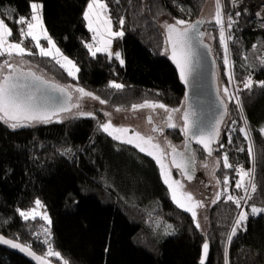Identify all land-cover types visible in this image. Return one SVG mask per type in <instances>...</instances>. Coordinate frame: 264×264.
Segmentation results:
<instances>
[{
  "label": "trees",
  "instance_id": "trees-1",
  "mask_svg": "<svg viewBox=\"0 0 264 264\" xmlns=\"http://www.w3.org/2000/svg\"><path fill=\"white\" fill-rule=\"evenodd\" d=\"M36 1L42 3L43 23L49 36L74 61L79 72L71 78L48 57H23L58 83L82 87L118 108L147 100L175 108L184 101L178 72L165 54L163 25L174 24L177 19L187 23L199 19L208 0H104L112 29L120 31L119 20L124 19V36L112 41L113 48L125 60L123 66L104 53L93 57L85 47L92 40L83 18L89 0ZM31 2L0 0V13L12 31L11 41H20L23 26L16 21L19 17L30 18ZM223 2L227 19H238L228 30L232 37L228 43L232 75L241 84L238 89L243 111L241 114L233 104L227 107L213 150L218 148L222 162L217 174L219 192L225 191L223 176L230 185L236 176L233 167H223L225 153L232 166L253 171L256 191L251 200L243 201V210L249 212L247 230L238 229L228 243L239 211L226 199L227 195L238 197L230 186L206 210L207 229L204 234L200 232L191 213L171 199L153 160L106 135L99 127L100 115L73 116L15 130L0 121L1 234L29 246L53 264H62V260L46 256L49 243L69 264H200L205 241L210 248L206 264H264V214H250L252 205L264 208V87L259 86L264 81V27L254 28L250 22L252 11L235 10L230 0ZM237 11L241 13L238 18ZM205 25L209 23L205 21L203 29ZM213 35L210 47L223 78L221 42L215 32ZM24 44L26 49L38 53L30 39H25ZM4 58L0 56V64ZM249 77L253 87L245 89L243 82ZM113 81L124 87H109ZM240 128L250 132L254 157L249 155V141ZM162 134L170 144L168 138L185 144L184 133L179 129L170 128ZM189 149H183L185 158L194 156L191 167L197 170L199 161L208 155L193 144ZM172 169L183 176L177 168ZM223 169L226 174H222ZM243 195L244 192L239 197ZM36 200H41L48 212L49 225L40 218L26 221L19 215L18 210L31 208ZM157 220L162 226L159 229ZM46 227L48 233L44 231ZM0 264L31 263L0 247Z\"/></svg>",
  "mask_w": 264,
  "mask_h": 264
},
{
  "label": "snow or ice",
  "instance_id": "snow-or-ice-1",
  "mask_svg": "<svg viewBox=\"0 0 264 264\" xmlns=\"http://www.w3.org/2000/svg\"><path fill=\"white\" fill-rule=\"evenodd\" d=\"M119 2V0H117ZM237 0H233V3H236ZM216 3V11L214 14L215 23L221 25L220 28V42L224 47V64L228 66L230 64L229 61V50L228 44L225 38V29H224V18L222 16L221 11V0H215ZM42 4L35 2L30 3L31 15L30 18L26 19L25 17H19L16 23L22 25L23 27L20 29V41L19 42H10L9 37L12 35L11 29L7 26L4 19H0V56L7 55L8 57L19 56L23 57L25 55H34L38 54L42 57H48L55 61L61 68L67 71L69 76L76 78V73L79 72V68L76 66L74 61L69 59L67 56H64L60 49L57 47L55 42L49 36L47 29L43 25L42 19ZM241 15L239 11L235 13V16L238 18ZM256 15L258 17L261 16V13L257 12ZM83 18L87 21V26L89 30L93 33V43H85V47L88 49L89 53L95 57L97 53H106L109 59L115 58L121 66L124 65L125 60L122 58V55L119 51L113 52L111 50L112 38L124 36V31L122 30L124 19L121 18L119 20V24L121 26L120 31L112 30L111 18L108 15V6L104 2V0H89L86 6V10L83 13ZM201 23L197 21L196 24H188L183 19H177L174 24H164L163 27L167 32V43L171 48V59L176 64V67L179 69L180 79L187 83L188 75L191 69V57H192V46L191 41L195 35H202L198 32L196 27L197 24ZM238 23V19L234 20L232 16H229L227 19V27L229 30L232 29L233 25ZM262 23H264V17H262ZM183 26V27H181ZM103 28V32L101 31ZM191 33V35H190ZM25 39H30L34 42L35 47L38 49V53H33L31 50L26 49L23 44ZM41 39L47 42V47L43 46L40 41ZM228 40L232 39L231 35L227 37ZM255 47V45H254ZM264 63V61H262ZM13 65L9 63L8 60H5L2 65H0V70L4 68L13 69ZM27 75L31 76L34 80L39 81L41 84L48 85L47 81H44L41 77L36 76L35 73L29 72ZM233 77L229 74V82L231 83ZM52 87L54 90L59 91L61 94L67 97L68 101H71L72 95L71 92L59 85H48ZM260 87H264V81L259 82ZM109 87L114 89H122L124 87L123 84L110 82ZM243 87L245 89H251L253 87V81L251 77H249L246 81L243 82ZM76 93L79 94L76 103H64L59 107H50L48 104L43 103L41 101V96L44 93L41 89L36 88L32 90L30 86L26 83H19L17 76L14 74L4 75L2 79H0V121H3L8 125L9 128L15 130L19 127H27L31 126L34 123H49L52 122L53 119H57L59 121L61 113H68L70 115H78V116H88L92 117L93 113L91 112H83L77 111L73 113V109L79 110L81 105L79 100L81 98L87 97L94 100H98L100 104L106 103L105 100L100 99V97L94 95V93L86 91L82 87H76L73 89ZM37 92H40V96L37 95ZM224 95L227 97L229 101H234L238 108L243 111V107L239 98V89H237L236 93H231L228 87L223 89ZM162 108L165 112L168 113L167 126L170 128H175L177 125L172 122L173 116L172 113L179 112L180 109H168L163 104H140L134 105L133 109L140 108ZM120 109H117L119 111ZM106 116H110V113H105ZM149 123H151V117L148 118ZM182 119L184 121L183 132L187 136L189 132H191L192 138H195L197 143L201 144L204 150L207 151L208 155L211 156L213 149L211 148V143L219 136V126L217 125L213 132L208 134V138H204V133L199 129L196 131H192V125L190 123V113L184 112L182 115ZM246 119V118H245ZM100 129L108 133V135L112 136L113 139L120 140L123 143H128L139 149L140 152L145 153L148 156H151L156 163L159 165L161 176L163 178V182L168 186L172 193L173 202L181 209L188 211L191 213L193 222L197 229L201 228V224L197 219L196 208L202 207V202L195 201L194 197L191 193L180 192L178 195V190L183 188V185L178 181L174 180L171 177V171L167 167L165 163V159L167 156H171V165L177 169H180L185 175L186 178L191 180L192 176L189 172L192 170V165L194 164V156L189 154V159L185 158L183 153H177V150L174 146L168 143V147L170 152H165V150L160 146L159 143L154 142V137L148 136L145 137L141 135L139 132H134L132 136H128L129 129L123 127H115L111 121L109 120L106 123H102L99 125ZM153 131H163L162 129L153 128ZM240 132H242L245 136V139L249 141L248 152L250 156H255V151L253 144L251 142L250 132L245 128H240ZM261 133H264V128L261 129ZM231 143V138L228 140ZM223 147V145H221ZM180 157L178 160L177 157ZM223 166L225 168L233 167L228 163V156L225 153L223 156ZM206 166V165H205ZM239 180L236 181L235 187L241 188L244 190V195L240 197H234L232 195H227L226 199L235 204V206L241 209L239 215L235 218L234 226L231 229V232L228 235V243H231L232 237L237 234V230L241 229L246 231V222L249 217V212L243 210V206L241 201L247 202L252 199V193L256 191V185L252 180L253 173L251 171H245L243 168L238 170ZM247 178V183H246ZM219 184L220 181L218 180ZM225 185V191L218 192L216 194V198L212 201L213 204L217 203L221 196L224 195L227 191L228 179L224 178L223 181ZM187 202V203H186ZM43 208V205L40 200L35 201V207L27 210L20 211L19 215L24 220L36 219L37 216H40L41 219L51 223L50 219L46 215V213L39 212V209ZM250 214L253 216L264 214V208L257 207L252 205L250 207ZM170 227V226H169ZM45 233L49 232V229H44ZM45 243H49L48 240L44 241ZM0 243L5 245H9L12 248L19 249L22 252H26L28 255L32 256L35 260H37L38 264H49V261L45 257L37 256L33 253L28 246L21 245L19 243H15L11 239H6L3 236H0ZM202 258L200 260V264H205V260L207 259L209 252V243L205 241L202 245ZM47 257L55 256L62 260V264H69L67 260H64L61 257L59 252H56L52 249L51 244L49 243L48 251L46 253ZM227 264V261H226Z\"/></svg>",
  "mask_w": 264,
  "mask_h": 264
},
{
  "label": "rangeland",
  "instance_id": "rangeland-1",
  "mask_svg": "<svg viewBox=\"0 0 264 264\" xmlns=\"http://www.w3.org/2000/svg\"><path fill=\"white\" fill-rule=\"evenodd\" d=\"M36 2L42 4L39 1H36ZM222 7H223L224 14H226V16H227L223 0H222ZM85 10H86V8H85ZM215 11H216L215 1L208 0L205 3V6H204V8L202 10L201 15L199 16V18H203V19H205L206 22L209 23V25H208L209 28H208V26L205 25L204 31L206 33V40L210 43L211 46L214 43L213 32L216 33V35H217V37L219 39V36H218V32L219 31L214 28V25H215V19H214ZM108 15H109V11H108ZM0 19H4V16L1 13H0ZM5 23H6V21H5ZM43 25H44V23H43ZM86 26H87V21H86ZM181 27H183V26H181ZM87 28H88V26H87ZM88 30H89V28H88ZM112 30L114 32L116 31L114 29H112ZM101 31L103 32V28H101ZM91 34H92V37H93V33L92 32H91ZM52 40H53V38H52ZM9 41L10 42H16V41H11L10 39H9ZM112 41H113V38H112ZM40 43L43 46H45V47L48 46L47 42L45 40H43V39H41ZM89 43H93V40L89 41ZM23 46L26 48L25 44H23ZM221 47H223L222 44H221ZM166 48H167V46H166ZM111 50L113 52L117 51V50H115L113 48V45H111ZM221 50H222V59H223L222 60V62H223L222 64H223L224 76H223V78H221V75L219 73V68L216 66L217 67V71H216V73H217L216 77L217 78H216V80H217V87H218L219 94L223 98L226 106L229 107V105H231V104L236 105V103L234 101H229L227 99V97L223 93V89L225 87H228L229 91L231 93H236L237 89L239 88V86L241 84L239 82H237L234 78L232 79L231 83L229 82V74H231V76L233 77L232 70H231L232 62L228 66H226L224 64V52H223L222 48H221ZM37 52H38V49H37ZM167 53H168V48L165 50V54H167ZM104 54H106V53H104ZM64 56H66V55H64ZM2 57H5V58L2 60V63L0 65H2L5 60H8L9 63H11L14 66H17L19 68H23V69H26V70H31L37 75L44 76L46 79L58 83V81L51 74H49L46 71L40 69V67H38L36 64L32 63L30 60L26 59L25 57H19V56H15V55L13 57H8L7 55L2 56ZM229 61H230V57H229ZM12 71H13V69H8V68H4V69L0 70V79H2L5 74L12 73ZM76 75H77V73H76ZM70 77L72 78V76H70ZM116 83H119V82H116ZM63 86L68 88L69 91L71 92V95L73 96L70 102L71 103H76L77 102V98L79 97V94L76 93L75 91H73V89L76 88L77 86H75L73 84H67V83L64 84ZM100 99H102V98H100ZM79 103L81 105V108L79 110L73 109V113H76L77 111H83V112H91V113H93V116H100L101 115L102 116V120H101L100 124L106 123V122H108L110 120L111 123L115 127L128 128L130 130L129 133H128L129 137L132 136L134 132H139L141 135H143L145 137L152 136V137H154V142L155 143H159L160 146L165 150V152H169L167 139L164 137L162 132H160V131L154 132L152 130L153 123L152 122L149 123L148 120H147L149 117H151L155 121V123L158 124V125H161L162 128H163V131H165L167 129H170V127L167 126V124H168V121H167L168 113L165 112L164 109L159 108V107H157V108L145 107V108H140V109H136V110L133 109L134 105H140V104H144V103L159 105V104H162V103L153 102V101H148L147 100V101H143L141 103H137V104L131 105L128 108L127 107L126 108H118V107L110 105L107 101L104 104H100L98 100H94V99L87 98V97L81 98L79 100ZM167 108L168 109H177V108L180 109L179 112L172 113V116H173L172 122L177 125L175 128H172V129H179V131L182 133L183 132V127H184L183 126V122L184 121L182 119V115L184 113V108H185L184 101L180 105L176 106L175 108H169V107H167ZM117 109H120V110L117 111ZM238 109H239L240 113L242 114V111L240 110V108H238ZM105 113H110L111 115L110 116H106ZM75 116H78V115H75ZM70 117H73V115H70L68 113H61L59 121L68 119ZM53 121L59 122L55 118L53 119ZM262 128H264V126ZM105 134L108 135V133H105ZM261 134L264 137V133H261ZM108 136L113 139L112 136H110V135H108ZM168 139L172 142V144L174 143L173 145L175 147H177V148L184 149L186 147L185 144L182 143V141L177 142L174 139L171 140L172 138H168ZM113 140H115L117 143H119L121 145H127V146L132 147L138 153H142V152L139 151V149H137L136 147H134L131 144L123 143L120 140H116V139H113ZM217 150H218V148L216 147L215 150H213L211 156H209V155L205 156L201 161H199V163L197 165L198 166L197 169L199 170V172H200L199 168H201L202 169L201 171L204 173V181L206 182L205 183L206 184V191L203 188L200 187L199 183L198 184L195 183V179H193L194 177L191 180H188V179L184 178V176H181L180 174L176 175L174 173L172 167H171V164H170V161H169V156H167V158L165 159V163H166L167 167L171 171L172 179L178 180L183 185V188L178 190V195L180 194V192L191 193L192 196L194 197L195 201L202 202L203 206L202 207H198L195 210L197 212V219L199 220V222L201 224V228L199 230L203 234L205 233V231L207 229V216H206L205 212H206V210L209 207H211L213 205L212 201L216 198V194L219 192V185L217 183V181H218L217 174H218V170H219V167L221 166L222 162L219 159V155L217 154ZM142 154L146 155L145 153H142ZM146 156H148V155H146ZM148 157H150L153 160V162L156 164V166L158 168V171H159L160 179L163 182V178L161 176V171H160L159 165L156 163V161L151 156H148ZM233 169H234L233 173H235L236 176L234 178L233 184L230 185L228 183L227 184V188H229L230 186H233L235 188L234 190L237 192V195L239 197L240 193L244 192L243 189L235 187L236 181L239 180V178H240L239 174H238V170L240 168L238 166L234 165ZM250 171L253 173L252 169ZM222 174H226V169H223ZM225 177L226 176H223L222 182L224 181ZM246 183H247V178H246ZM163 184L167 187V189L170 192V195L172 196L171 190L168 188V186L164 182H163ZM223 186L225 188L224 183H223ZM209 187H211L213 189V193H211V192L209 193L208 190L211 189ZM201 190H203L202 193H201ZM206 192H208L207 193V195H208L207 197H205ZM241 203H242V206H243L244 205L243 201H241ZM34 207H35V204L31 208H28V209H25V210H20V211H27V210H30V209H32ZM39 212L46 213V215L50 219L48 212L46 211V209H44V206H43V208L39 209ZM239 213H240V210L238 211L237 216L239 215ZM153 216L155 217L157 215H153ZM37 218H40V216H37ZM43 221H44L45 225H49L47 221H45V220H43ZM158 221L159 220L156 221L157 229L162 227L161 224ZM46 228L48 229V227H46ZM52 257H55V256H52Z\"/></svg>",
  "mask_w": 264,
  "mask_h": 264
},
{
  "label": "water",
  "instance_id": "water-1",
  "mask_svg": "<svg viewBox=\"0 0 264 264\" xmlns=\"http://www.w3.org/2000/svg\"><path fill=\"white\" fill-rule=\"evenodd\" d=\"M197 21L201 22L197 24L196 27L198 29V32L201 33L202 35H195L191 41L192 57H191V69L188 75V81L187 83H185L181 79L180 80L184 88V104H185L184 112L190 113V123L192 125V131H196L197 129H199L201 132L204 133V138L207 139L208 134L213 132V130L216 128L217 125L219 126V129H220L221 122L227 113V106L218 91L217 80H216L217 78L216 77V74H217L216 73L217 71L216 62L212 55L210 44L206 40V33L203 29L205 19L199 18V19L192 21L189 24H196ZM165 39H166V46L168 48V58L171 60L172 64L176 68L178 75H179V69L176 67V64L170 58L171 48H170V45L167 43L166 29H165ZM29 72L34 73L31 70H26V69L14 66L13 71L10 74L16 75L19 83L28 84L32 90H35L36 88L41 89V91L44 93V95L41 96V101L43 103L48 104L50 107H59L61 104L71 103L70 101L67 100V97L65 95L61 94L59 91L54 90L52 87L48 86V85H59L61 87H65L63 86V84H59L57 82L48 80L44 76L36 74V76H39L44 81L48 82V85L41 84L39 81H36L31 76L27 75ZM5 75H9V73ZM37 95L40 96V92H37ZM147 120L149 122V119ZM151 121L153 123V128H158V129L163 130L162 126L156 124L152 118H151ZM183 126H184V122H183ZM218 137L211 143L212 149H214V147L217 145ZM184 140H185V145L188 147V152H189V148L193 144L199 147L206 155H208L207 151L204 150L203 146L197 143L195 138H192L191 132H189L187 136L184 133ZM171 145L174 146L173 144ZM175 148L177 150V153H182L179 148L177 147ZM169 152H170V149H169ZM183 154L185 155V152ZM177 159L179 160L180 157L178 156ZM187 159H189V157H187ZM169 161L171 164L170 155H169ZM181 173L184 176V178H186V175L183 172ZM239 210L241 211V209ZM0 236H3L6 239H11V238L4 236L1 233H0ZM11 240H13L15 243L24 245L17 240H14V239H11ZM0 247L9 251L12 254L22 257L23 259H25L31 264H38L37 260H35L32 256L28 255L26 252H22L19 249L12 248L9 245H5L3 243H0ZM29 249L33 253H35V255L43 257L42 255L33 251L30 247ZM209 253H210V248H209L207 259L205 260V264L208 261ZM202 255H203V252H202V247H201L200 260L202 258ZM47 260L49 261V264H53L49 259Z\"/></svg>",
  "mask_w": 264,
  "mask_h": 264
},
{
  "label": "built area",
  "instance_id": "built-area-1",
  "mask_svg": "<svg viewBox=\"0 0 264 264\" xmlns=\"http://www.w3.org/2000/svg\"><path fill=\"white\" fill-rule=\"evenodd\" d=\"M215 1V0H213ZM232 7L235 10H239L242 8H246L250 11H252V18L250 19V22L254 25L255 29L263 28L264 23H262V17H264V0H237L236 3H233V0H230ZM216 4V3H215ZM221 11H222V16L224 18V29H225V38L226 42L228 44V50H229V43H228V27H227V16L224 14L223 7H222V0H221ZM259 12L261 13V16L258 17L256 13ZM235 19V18H234ZM214 28L217 29L218 36L220 39V28L221 25H218L215 23ZM223 52H224V47H222ZM229 57H230V51H229ZM230 64H231V58H230Z\"/></svg>",
  "mask_w": 264,
  "mask_h": 264
},
{
  "label": "flooded vegetation",
  "instance_id": "flooded-vegetation-1",
  "mask_svg": "<svg viewBox=\"0 0 264 264\" xmlns=\"http://www.w3.org/2000/svg\"><path fill=\"white\" fill-rule=\"evenodd\" d=\"M164 132V131H163ZM183 138H184V136H183ZM184 142H185V140H184ZM180 149V148H179ZM181 150V152L182 153H184V151H183V149H180ZM189 151H191L190 149H189ZM182 171L180 170V169H178V173H181ZM192 173H193V175H192ZM189 174L192 176V178L193 179H195V183H199L200 184V187L201 188H203L205 191H206V182L204 181V177H202V175L200 174V172H199V170L197 169H192L190 172H189ZM187 179V178H186ZM189 180V179H188ZM209 188H211V187H209ZM202 191L203 190H201V193H202ZM209 191V193L211 192V193H213V189L211 188L210 190H208ZM207 193L208 192H206V195H205V197H207L208 195H207Z\"/></svg>",
  "mask_w": 264,
  "mask_h": 264
}]
</instances>
